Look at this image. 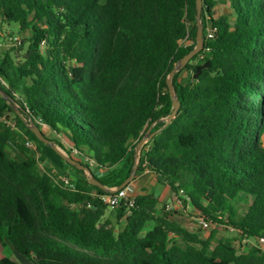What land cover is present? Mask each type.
Instances as JSON below:
<instances>
[{"label":"trees","instance_id":"1","mask_svg":"<svg viewBox=\"0 0 264 264\" xmlns=\"http://www.w3.org/2000/svg\"><path fill=\"white\" fill-rule=\"evenodd\" d=\"M217 5L230 13L214 18ZM200 21L203 48L174 73L180 106L161 129L172 110L166 77L195 45V0H0L1 32L18 28L0 55V264H19L10 252L27 264H264V251L241 249L264 239V0H201ZM37 120L68 140H50L66 156L92 161L107 190L129 176L153 124L137 171L236 237L201 238L151 193L103 220L107 191L34 137ZM47 153L69 166L60 172L72 187L38 167Z\"/></svg>","mask_w":264,"mask_h":264},{"label":"rangeland","instance_id":"2","mask_svg":"<svg viewBox=\"0 0 264 264\" xmlns=\"http://www.w3.org/2000/svg\"><path fill=\"white\" fill-rule=\"evenodd\" d=\"M229 13H230V9L227 5H217L214 9V18H218L221 15H228ZM0 26H1V24H0ZM2 30H4V32L3 31L1 32V29H0V43H4V44L8 45V44H10L8 41V36L9 35L17 36L16 35V33L18 31L17 25L14 23H9V25L2 24ZM4 50L5 49L0 51V55L4 52ZM37 126L40 128V130L43 132V134L46 136L47 139L58 141L61 144V142H62L61 140L64 138L62 134H59V135L54 134L50 129H48L46 126L41 125V124H37ZM17 140L19 143H22L25 145V142L27 139L21 133H19ZM262 140H263V144H264V137ZM56 147L59 150H61L58 146H56ZM34 148H35L34 144H33L32 148H28L27 155H31L32 153H34L35 152ZM6 151L14 159H16L18 161H21L24 158L22 156V154L18 150H16V148H14L11 144H8L6 146ZM74 156H76V155L74 154ZM60 165H62V164H61L60 160L58 159V157L53 153H49L47 160L44 163H39L38 167L40 169H43V168L51 169L52 174L57 176V178H59V177H64V175L59 170H57ZM55 168H57V169H56V171L53 172L52 169H55ZM63 168H64V171H66V172L71 171L69 166H67V165H63ZM142 184H143V181L138 183V186H141ZM148 188H149V190H152V194L155 197H157L158 199H159V197L162 198L161 202H163V203L165 202V204H162V205H164L169 210L174 211L171 208V204L168 202L169 194L167 196H163V192H164V188H165L163 185H159V184H156L154 186L149 185ZM113 212H114V209L108 208L106 210V214H105L103 220H107V221L113 223L114 221H111L109 219L110 215ZM193 215H194L193 212L189 210V211H185L183 214H178V213L175 214L174 218L178 222L187 226L191 231L196 232L201 238L208 237L211 234V232H213V231H217L216 237L218 239L219 238L234 239L236 237V233L231 228H224L222 226H215L213 224H211L205 228L202 227L199 224L198 219ZM150 227H151V225H149L147 227V229H149ZM121 229H123V224H120V225L115 227L116 231H119ZM252 247H256V248L260 249L261 251H264V242H262L260 240H256V239H247V240H244L242 242L241 249L243 251H248ZM3 253L4 252H3L2 248L0 247V256H2ZM9 256L12 260L18 262L19 264H27V260H25L23 257H21L20 255H18L15 252H10Z\"/></svg>","mask_w":264,"mask_h":264},{"label":"water","instance_id":"3","mask_svg":"<svg viewBox=\"0 0 264 264\" xmlns=\"http://www.w3.org/2000/svg\"><path fill=\"white\" fill-rule=\"evenodd\" d=\"M200 12H201V0H195V45L184 57H182L173 66L172 70L169 72V74L166 77L165 83H166V87L169 92V96L171 98L172 110L167 117L162 119V121L164 122V125L163 127H161V129L166 127L175 118L179 110V106H180L179 100L176 97V94H175V91L172 85V77L174 73L177 71H180L189 62V60L203 48L204 39H203V34H202V23L200 21ZM0 96L5 98L4 94L1 91H0ZM15 111L19 113L18 110L15 109ZM152 126L153 124H151L148 127L143 137L138 141V143L134 147V155H133L134 162H133L129 176L124 180V182L120 186H118L115 189H111V190H107L96 178H94L89 168L85 167L84 165H82L80 162L73 159L72 157L66 156L65 153L59 150L52 141L46 138V136L43 134V132L40 130V128L36 124H34L33 122L28 124V129L38 141L42 142L44 145H46L51 150H53L66 163L75 167L78 170L83 171L87 175L88 183L90 185L95 186L99 189L105 190L107 192H114V191L124 188L126 185L130 184L134 180L137 167L139 165L141 147L145 143H147L157 132L156 131V132L150 133Z\"/></svg>","mask_w":264,"mask_h":264},{"label":"built area","instance_id":"4","mask_svg":"<svg viewBox=\"0 0 264 264\" xmlns=\"http://www.w3.org/2000/svg\"><path fill=\"white\" fill-rule=\"evenodd\" d=\"M214 34L213 29L209 26L208 30H207V37L208 38H212ZM9 40L13 41L16 45L20 44V40L18 37H10ZM5 49V46L0 43V51ZM37 123L40 124V120H37ZM25 146L27 148H32L33 147V143L29 140H26L25 142ZM73 154H76L75 151H73ZM81 160L86 163L88 165V168L90 169V171H94L96 170V166L92 163V161H90L87 158L82 157ZM59 180L66 186L72 187L70 185L69 179L66 177H59ZM179 194L181 195V191L179 192ZM134 188L133 186L130 184L126 185L124 188L119 189L117 191L114 192H107L104 194H101L98 196V200L99 202L106 206L107 208L110 209H114L118 206H124L126 208H131L134 205ZM174 197L176 199H178L175 195ZM70 207H75V205L73 204H68ZM168 209V208H167ZM169 210V209H168ZM198 222L202 227H208L210 224L207 220L203 219V218H198ZM260 241L264 242V239H260Z\"/></svg>","mask_w":264,"mask_h":264},{"label":"crops","instance_id":"5","mask_svg":"<svg viewBox=\"0 0 264 264\" xmlns=\"http://www.w3.org/2000/svg\"><path fill=\"white\" fill-rule=\"evenodd\" d=\"M61 141H62L61 145H63L66 149L70 148V144H69L68 140L65 137ZM144 151H145L144 149L142 150V152L140 151L139 165L141 167H144L145 164H146V158H145V155H144ZM56 169L57 168L52 169V171L54 172V171H56ZM62 169H64V168L62 167V165H60L57 170L62 171ZM142 181H143V184L141 186H138V183H140ZM156 184L163 185L165 187L164 188V192H163V196H167L169 194L168 202L171 204V208L175 211V212L172 211L173 212V219H175L174 215L177 214V213L178 214H183L185 211H189V210L193 212V210L191 209L190 206H188V205L184 206L178 199H176L174 197V195L170 191V189L167 186H165L162 183V181L159 178L156 177V175H154L152 172H150L147 169H142L140 171H137L136 174H135L134 180L131 182V185L134 188V194L135 195H140V194H143V193H151L152 194V190H149L148 187H149V185L154 186ZM161 199L162 198H160V197L158 199L160 201V204H165V202L164 203L161 202ZM193 214H194V212H193ZM114 216H115V214L113 212L110 215L109 219L111 221H114ZM182 225H184V224H182Z\"/></svg>","mask_w":264,"mask_h":264}]
</instances>
